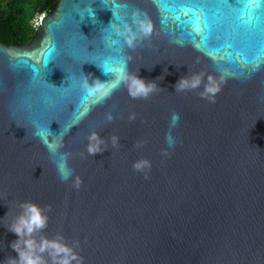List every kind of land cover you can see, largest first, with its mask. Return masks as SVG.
Returning a JSON list of instances; mask_svg holds the SVG:
<instances>
[{
	"label": "water",
	"instance_id": "water-1",
	"mask_svg": "<svg viewBox=\"0 0 264 264\" xmlns=\"http://www.w3.org/2000/svg\"><path fill=\"white\" fill-rule=\"evenodd\" d=\"M137 11L154 33L133 49L114 26L134 28ZM124 71L160 88L142 100L121 84L101 100L82 87ZM198 73L222 79L215 103L175 92ZM93 132L108 150L89 156ZM141 160L151 167L135 171ZM24 202L52 209L35 239L71 249L49 248L47 264H264V7L55 0L26 45L0 42V264L18 257L7 227Z\"/></svg>",
	"mask_w": 264,
	"mask_h": 264
},
{
	"label": "clouds",
	"instance_id": "clouds-1",
	"mask_svg": "<svg viewBox=\"0 0 264 264\" xmlns=\"http://www.w3.org/2000/svg\"><path fill=\"white\" fill-rule=\"evenodd\" d=\"M132 26L124 23L123 26H114V30L118 35L123 37L128 47L135 49L145 39H150L154 33V25L146 16H141L137 11L132 14ZM131 59V57H129ZM87 77V76H86ZM91 81V82H90ZM221 80H217L213 76H207L205 82L202 73L194 74L192 76L181 77L175 85V92H186L192 90L202 89L199 95L202 99L208 100L210 103L216 102V97L221 91ZM123 84L128 91V94L133 99L148 100L160 88L155 81H146L137 74H132L124 71L119 79L115 81H102L98 78L91 80L85 79L82 83L84 91L93 96H98L101 100L109 98L113 92ZM135 114L130 115L129 119L134 120ZM111 122L114 117L109 114L107 117ZM173 124L179 121V114L173 113ZM112 147H117L119 144L118 137H112ZM87 154L95 156L108 150L105 144V139L101 138L98 132H93L88 137ZM140 146L139 144L137 145ZM171 143L169 147H171ZM62 147V145H59ZM69 153H64L60 157L58 164V172L62 181H69L73 177L72 170L67 166V158ZM150 168L151 163L148 160L137 161L133 164V169L138 172H143L145 168ZM147 179V175H145ZM83 184L82 178L76 176L72 187L79 190ZM22 209L21 214L8 226V230L15 234L18 239L11 243V248L18 253V257H10L8 264H47L43 254L48 252L49 248L55 250L58 254H69L71 249L67 245L60 244L59 241H50L46 237L40 241L35 239L37 232H42L47 228L49 222L48 212H51V206L42 208L38 204L32 202H24L20 205ZM72 256V259H75ZM52 264H70L69 259H62L60 261L53 260Z\"/></svg>",
	"mask_w": 264,
	"mask_h": 264
},
{
	"label": "trees",
	"instance_id": "trees-1",
	"mask_svg": "<svg viewBox=\"0 0 264 264\" xmlns=\"http://www.w3.org/2000/svg\"><path fill=\"white\" fill-rule=\"evenodd\" d=\"M55 0H0V42L24 46L36 31L41 14L53 9Z\"/></svg>",
	"mask_w": 264,
	"mask_h": 264
},
{
	"label": "snow or ice",
	"instance_id": "snow-or-ice-1",
	"mask_svg": "<svg viewBox=\"0 0 264 264\" xmlns=\"http://www.w3.org/2000/svg\"><path fill=\"white\" fill-rule=\"evenodd\" d=\"M219 2L222 7H224L225 9L227 8L228 0H219ZM247 6L249 8L256 7V6L264 7V0H247ZM245 23L248 24L250 23V21H247Z\"/></svg>",
	"mask_w": 264,
	"mask_h": 264
},
{
	"label": "rangeland",
	"instance_id": "rangeland-1",
	"mask_svg": "<svg viewBox=\"0 0 264 264\" xmlns=\"http://www.w3.org/2000/svg\"><path fill=\"white\" fill-rule=\"evenodd\" d=\"M36 24H37V22H36Z\"/></svg>",
	"mask_w": 264,
	"mask_h": 264
}]
</instances>
